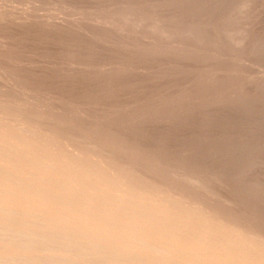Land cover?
Returning a JSON list of instances; mask_svg holds the SVG:
<instances>
[{
    "label": "rangeland",
    "instance_id": "1",
    "mask_svg": "<svg viewBox=\"0 0 264 264\" xmlns=\"http://www.w3.org/2000/svg\"><path fill=\"white\" fill-rule=\"evenodd\" d=\"M229 1L0 0V107L14 99L39 124L73 118L163 162L166 172L143 168L140 179L156 178L162 198L189 191L184 200L201 208L193 217L201 231L218 202L222 220L264 227V0ZM215 5L229 38L220 44L212 38ZM11 121L0 114V130ZM58 165L66 173V162ZM171 176L187 192L169 188ZM190 242L183 264L220 258Z\"/></svg>",
    "mask_w": 264,
    "mask_h": 264
},
{
    "label": "bare ground",
    "instance_id": "2",
    "mask_svg": "<svg viewBox=\"0 0 264 264\" xmlns=\"http://www.w3.org/2000/svg\"><path fill=\"white\" fill-rule=\"evenodd\" d=\"M215 9L212 38L220 44L229 38L217 19L219 8ZM235 12L231 10L229 16ZM4 104L0 114L12 121L0 130V191L4 193L0 202V264H183L181 251L192 240L216 250L222 260H214L219 264H264L263 226L252 224L246 229L237 225V219L222 220L217 214L218 208L221 210L218 202L211 209L212 219L203 220L206 229L201 231L199 222L193 220L201 208L184 200L189 191L184 196L177 192L182 199L169 192L162 198L157 195L165 188L155 184L156 178L141 180L143 168L154 174L166 172L163 162L154 163V159L149 163L147 157L119 143L118 137L103 135L88 123L87 127L76 124L73 118L63 119L64 113L57 126L39 124L29 116L33 108L14 99ZM21 130L34 135L19 133ZM36 130H42L37 138ZM83 142H88L92 151ZM54 144L62 146L60 152L51 149ZM61 162H66V173L59 169ZM174 177L169 179V188L187 192ZM37 205L42 211H37ZM43 210H67L68 216L59 218L57 212ZM168 242L171 248L164 247ZM190 247L186 251L193 254L192 244Z\"/></svg>",
    "mask_w": 264,
    "mask_h": 264
}]
</instances>
